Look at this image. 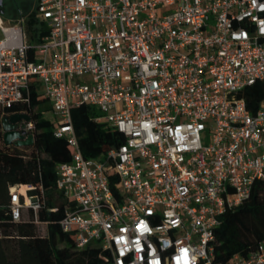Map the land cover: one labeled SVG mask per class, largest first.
Wrapping results in <instances>:
<instances>
[{
    "label": "built area",
    "instance_id": "2783aa9c",
    "mask_svg": "<svg viewBox=\"0 0 264 264\" xmlns=\"http://www.w3.org/2000/svg\"><path fill=\"white\" fill-rule=\"evenodd\" d=\"M34 10L47 29L34 38L0 16V108L31 86L51 106L71 150L56 165L60 230L109 264H264V240L214 261L220 216L264 182V98L251 111L241 96L264 81V0H35ZM81 104L122 143L85 157L71 116ZM22 123V139L34 138V122ZM10 202L14 220L41 203L32 185L11 187Z\"/></svg>",
    "mask_w": 264,
    "mask_h": 264
},
{
    "label": "trees",
    "instance_id": "16d2710c",
    "mask_svg": "<svg viewBox=\"0 0 264 264\" xmlns=\"http://www.w3.org/2000/svg\"><path fill=\"white\" fill-rule=\"evenodd\" d=\"M0 13H2L0 9ZM26 33L34 38L47 32L37 19L35 10L27 14ZM26 100L11 107L0 108V264H109L100 258L96 246L77 248L70 234L60 230L64 199L56 189V165L71 157V150L63 138L53 134V120L44 115L51 110L47 99L33 86L25 94ZM241 96L251 111L264 98V81L243 89ZM13 112H23L34 122L33 142L26 146L5 143L1 120ZM99 113L88 104L72 108L71 116L76 136L85 157H95L117 147L123 136L96 122ZM32 185L40 198L37 210L27 207L28 215L14 220L11 214L10 188ZM22 201V198H21ZM215 230L214 261L225 263L234 254H246L264 240V182L255 181L249 197L234 209H227ZM46 222L45 234H39L35 223Z\"/></svg>",
    "mask_w": 264,
    "mask_h": 264
},
{
    "label": "rangeland",
    "instance_id": "374dc122",
    "mask_svg": "<svg viewBox=\"0 0 264 264\" xmlns=\"http://www.w3.org/2000/svg\"><path fill=\"white\" fill-rule=\"evenodd\" d=\"M35 8V0H0V13L1 18L5 23H17L26 20L28 13L33 11ZM30 34L28 33V36ZM0 36H2L0 32ZM44 115L48 118H51L53 121L56 120L55 115L50 111H46ZM2 130V127H1ZM3 131V130H2ZM24 188H22L23 190ZM23 217L26 218L28 212L26 207H22ZM37 231L39 234H45L46 225L40 224L37 226Z\"/></svg>",
    "mask_w": 264,
    "mask_h": 264
},
{
    "label": "water",
    "instance_id": "95a60500",
    "mask_svg": "<svg viewBox=\"0 0 264 264\" xmlns=\"http://www.w3.org/2000/svg\"><path fill=\"white\" fill-rule=\"evenodd\" d=\"M28 115L23 112H13L9 116H3L1 120V127L3 130V138L5 143H15L20 146H26L33 142L32 136L22 139L24 134L25 124H21V131L15 129V124L21 120L27 121Z\"/></svg>",
    "mask_w": 264,
    "mask_h": 264
},
{
    "label": "flooded vegetation",
    "instance_id": "af4514ba",
    "mask_svg": "<svg viewBox=\"0 0 264 264\" xmlns=\"http://www.w3.org/2000/svg\"><path fill=\"white\" fill-rule=\"evenodd\" d=\"M21 123V121L20 122H18V123H16L15 124V127L17 128L18 127V125Z\"/></svg>",
    "mask_w": 264,
    "mask_h": 264
},
{
    "label": "bare ground",
    "instance_id": "6f19581e",
    "mask_svg": "<svg viewBox=\"0 0 264 264\" xmlns=\"http://www.w3.org/2000/svg\"><path fill=\"white\" fill-rule=\"evenodd\" d=\"M23 188H25V187L23 186Z\"/></svg>",
    "mask_w": 264,
    "mask_h": 264
}]
</instances>
